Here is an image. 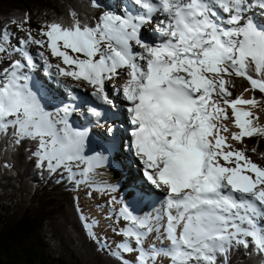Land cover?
I'll use <instances>...</instances> for the list:
<instances>
[{"label": "snow or ice", "instance_id": "1", "mask_svg": "<svg viewBox=\"0 0 264 264\" xmlns=\"http://www.w3.org/2000/svg\"><path fill=\"white\" fill-rule=\"evenodd\" d=\"M138 2L145 15L104 11L97 25L89 27L72 13L70 25L48 24L41 33L47 37V48L68 68L50 63L43 52L39 55L49 75L83 80L92 87L91 95L104 105L115 106L106 81L126 77L119 90L130 104V146L147 180L166 194V238L170 241L167 249L154 248L150 253L141 247L139 264H155L161 255L169 258L170 264H217V253L224 255L227 264L232 242L248 248L246 237H251L255 249L264 253V225L257 224L258 217L264 218V168L253 163L244 151L230 150L227 138L220 134L221 127L214 123L221 117L227 119V112L213 99L215 95L231 107L240 128L239 133L232 134L233 139L264 135V127L253 126V119L258 117L237 107H255L259 102L255 98L245 100L242 95L228 100L231 93L226 85L231 81L225 79L244 77L253 89L264 92V30L251 21L240 26L247 0ZM257 4L264 8V0H257ZM93 6L104 5L93 0ZM154 13L162 17L154 33L163 39L148 43L142 38L141 27ZM222 13L228 14V24L236 26L225 29L220 22ZM7 39L5 32L3 40ZM133 41L143 53L133 51ZM29 42L45 45L30 33L21 43ZM68 50L84 58L70 55ZM4 51L0 45V52ZM22 55L28 66H34L27 52L22 51ZM250 63L261 79L249 74ZM23 67L16 60L3 70L0 134L7 135L11 128L14 144L26 138L36 141L32 156L37 167L50 171L64 167L71 172L70 163L82 159L85 134L72 131L66 121L62 134L57 131L35 93L20 83L27 79L18 72ZM53 68L55 73L50 71ZM88 111L95 117L102 115L95 107ZM88 165L85 174L95 166L92 161ZM4 167L11 165L5 163ZM121 215L136 226L124 234L142 245L144 233L137 229L146 228L147 221L134 216L127 207ZM121 248L134 251L127 243Z\"/></svg>", "mask_w": 264, "mask_h": 264}, {"label": "trees", "instance_id": "2", "mask_svg": "<svg viewBox=\"0 0 264 264\" xmlns=\"http://www.w3.org/2000/svg\"><path fill=\"white\" fill-rule=\"evenodd\" d=\"M104 11L93 0H0V44L10 26L25 19L45 28L53 22L67 26L75 13L82 25L94 26ZM249 73L261 79L253 67ZM229 80L232 98L250 87L244 77ZM252 98L264 108V92L253 89ZM11 133L10 128L7 135L0 134V264H126L86 228L73 192L75 181L59 170L37 167L32 156L37 142L26 138L16 145ZM241 149L264 163V135L245 139ZM227 257V264H264V253L252 241L248 248L232 243ZM217 264H225L223 254L217 253Z\"/></svg>", "mask_w": 264, "mask_h": 264}, {"label": "rangeland", "instance_id": "3", "mask_svg": "<svg viewBox=\"0 0 264 264\" xmlns=\"http://www.w3.org/2000/svg\"><path fill=\"white\" fill-rule=\"evenodd\" d=\"M123 1H125L126 3H127V0H121V2L123 3V4H125V2H123ZM120 6L122 5V4H119ZM130 7H132L131 5H130ZM160 15V14H159ZM40 27H42V28H44L42 25H40V24H38V23H36V22H27V23H25V24H22V25H12V26H10L9 28H8V31L6 32L7 33V35H8V39H7V41H4V42H2V46L6 49V51H4V52H0V69H5V68H8L10 65H11V63L13 62V60H20V58H21V55H22V51L23 52H27V50L29 49L32 53H34V51L30 48V46L32 45V46H34L35 48H36V50L35 51H37L38 53L40 52H43L47 57H49L50 58V63H52V64H57V63H60L61 64V66L62 67H65V68H68L69 66H67V65H64L63 63H62V61H61V59H59L58 57H53L52 55H50L51 54V51L47 48V37H45V36H43L41 33H42V31H46L47 29L45 28L44 30H41V31H39L40 30ZM153 27L152 26H149V27H147V28H145V30H144V33H145V31H148V30H150V29H152ZM154 31V30H153ZM152 31V32H153ZM29 33L31 34V36L33 37V38H35V39H37V40H44L45 41V45L42 47L41 45H38V44H33V43H27V44H23V43H21V41L22 40H26L27 38H28V35H29ZM146 34V33H145ZM150 38H147V40H149ZM61 44H62V42H61ZM102 47H103V45H102ZM132 47H133V51L134 52H137L138 50L140 51L141 50V48L139 47V45H136L135 44V42L134 43H132ZM27 49V50H26ZM69 51V54L70 55H73V56H80V58L81 59H83L84 58V56L82 55V54H80V53H72L71 52V50H68ZM38 53H36V55H38ZM33 56V55H32ZM35 57V56H34ZM39 58V57H38ZM99 57H97V59H98ZM42 59V58H41ZM42 61V60H41ZM37 65H39V63H37ZM37 65H36V67H37ZM22 70H25V68H23ZM1 71V70H0ZM21 72V71H20ZM2 74H3V76H2V78L0 79V80H2V79H4V76L6 75V74H4L3 73V71H2ZM63 77H65V76H63ZM66 78H70V77H66ZM31 79L33 80V81H38L39 80V75L36 73V72H34V73H32V75H31ZM71 80H73L72 82H74L72 85H71V87L72 88H74V86H75V89H76V86H78L79 87V84L80 83H82V82H84L83 80H80V81H75V79H73L72 77L70 78ZM47 80V79H46ZM120 79H117V81H119ZM57 81H64V80H62V79H59V80H57ZM38 82H40V81H38ZM79 82V83H78ZM21 83V82H20ZM21 84H24V83H21ZM42 85H43V87L45 88V89H48L49 88V86H48V84L46 83V82H42ZM66 85V82H65V84H64V86ZM60 87H61V94H64L63 93V90H62V88H65V87H63L62 85H60ZM71 88V89H72ZM249 89L250 90H247V91H245L244 93H242L241 95H243V94H245V93H247L248 95H249V98H248V100H250V99H253L252 98V93H253V88H252V86L250 85V87H249ZM66 90H67V88H66ZM230 90H231V88H230ZM46 92H45V94H47L48 96H50L51 95V92H49L48 90H45ZM33 93H35V95H36V97H37V99H38V97L41 95L39 92L37 93L35 90H33L32 91ZM240 95V96H241ZM215 96V95H214ZM213 96V99H215V100H218L219 101V103H220V100H222V99H220L219 97H214ZM239 96V97H240ZM43 108H44V110L47 112V113H49L50 114V117H51V119H52V121H53V123H54V126H55V128L57 129V131H59V129H61L62 130V124L61 123H59V121H54V117L55 118H57L58 116H59V110H57V109H55V110H53L51 107H48V106H43ZM241 108V107H240ZM250 110V112L253 114V117H258V119H253V125L256 127L257 125V127H264V108H261L259 105H257V106H255V107H253L252 105H248V108H247V110ZM228 113V115H232V113H231V109L229 108V111L227 112ZM233 116H231L230 117V119H229V116H228V118L226 119V123H225V127L227 128V127H229L230 126V128H231V124L234 122V120H235V117H233ZM250 119H252V117H250ZM228 120V121H227ZM229 128V129H230ZM228 129V130H229ZM226 133V132H225ZM252 137V136H251ZM247 138H250V137H248V136H244V137H242L240 140H236V139H233V138H231L232 139V141L230 142L229 141V145L231 146V149L230 150H241V146H242V144H241V142L242 141H244L245 139H247ZM83 149V148H82ZM87 154H88V151H87ZM87 154L85 155V159L87 160V163H88V158H87ZM245 156L246 157H248L253 163H255V164H257L258 166H260L261 168H264V163L262 162V158L261 157H259V156H255V154L253 153V152H247L246 154H245ZM83 158H84V155H83V157H82V159L81 160H78V161H74V162H81L82 160H83ZM241 163H243V161H241ZM232 166H234V165H232ZM102 167V166H101ZM105 168V167H104ZM110 168H111V166H110ZM111 170H112V168H111ZM120 172L122 171L121 169H118ZM91 171V170H90ZM71 172L73 173V175H74V177L75 178H80L81 177V179H82V181L81 182H79V187H78V189L76 190V193H77V195H78V204H79V206H80V208H81V211H82V214H83V216H84V218H85V221H87L88 222V224H89V228H91V229H93V231H94V234L97 236V238L99 239V240H101V241H103V243L105 244V246H107L109 249H111V250H116L118 253H119V255H121V256H123V257H125V258H127L128 259V262H130L131 264H135L137 261H138V259H137V257H138V255H137V253L136 252H134V251H132V252H127V253H124L120 248H119V243H117V242H114V243H111L109 240V235L108 234H104L103 233V230H101V231H99L98 230V228H95L94 226H93V224H92V221H93V219L91 218V214H90V212L88 211V210H85V208H84V206H83V200H84V198L86 197V195L87 194H90L91 193V191L90 190H94V189H99V187L96 185V183H94V180H95V177H93L92 175V178L94 179V180H92V178L91 177H89L88 179H87V177H88V174H85V173H81V174H78V171H76V168H72L71 167ZM94 173V172H93ZM119 173V172H118ZM100 174V177H102V178H104V176H102L101 174L102 173H99ZM247 174H249V175H253L254 176V174L253 173H247ZM89 175H90V173H89ZM120 182V181H119ZM118 183V182H117ZM117 183H112V185L111 184H106L107 185V188L109 189V191H110V189L112 190V191H116V190H120V192L121 193H123V187L120 185V186H118V187H115V188H110L111 186H113V185H116ZM122 183H124V184H126V186H127V188H126V190L128 191V190H130V186H131V183L129 182V181H127V179H125L124 181H122ZM92 195H93V193H92ZM91 195V196H92ZM114 197V196H113ZM142 197V196H141ZM157 202L158 201H154V202H152V203H155V204H157ZM148 203H149V201H148ZM150 204V203H149ZM147 204L145 205V207L147 208ZM143 209H144V205L140 208V211H143ZM154 212V210H152L149 214H152ZM142 213V212H141ZM140 213V214H141ZM142 215V214H141ZM140 215V216H141ZM111 216V215H110ZM148 218V214L147 215H145V219H147ZM112 221L115 223V224H117L118 222H117V217L116 216H113L112 217ZM120 223V222H119ZM118 223V224H119ZM148 224V223H147ZM259 225H264V221L261 223V224H259ZM144 237V236H143ZM246 239H248V238H246ZM119 242H121V239H120V241ZM121 244V243H120ZM133 244H136V243H133ZM121 245H123V244H121ZM132 247V246H131ZM135 248V247H134ZM144 251L145 252H147V250L146 249H144ZM162 256V255H161ZM168 262V261H167ZM167 262H165V261H163L161 258H160V256L156 259V261H155V264H170V262L169 263H167ZM129 263V264H130Z\"/></svg>", "mask_w": 264, "mask_h": 264}, {"label": "bare ground", "instance_id": "4", "mask_svg": "<svg viewBox=\"0 0 264 264\" xmlns=\"http://www.w3.org/2000/svg\"><path fill=\"white\" fill-rule=\"evenodd\" d=\"M131 6L132 7L129 6L130 10H137L135 5L132 4ZM155 16L159 17L161 15H159V13H156ZM149 35H150V33H148V34L144 33V36L146 39L150 38ZM131 43H134V41ZM30 48L33 51L36 50V48L32 45L30 46ZM137 52L143 53V49H141L140 51L138 50ZM35 59L37 60V63H39V65L42 63L40 58L35 57ZM54 69L55 68L51 69V71H53V73H55ZM18 72H19V74H21L20 70H18ZM54 78H55V80H59V79L64 80V81H58V83H59V85H62L63 87L67 88V90H74L75 92H78V86H76V89H75V86H74V88L71 87V85L74 83V82H72L73 80L70 79L71 77L68 79V78L63 77V76L54 75ZM25 80H27V79H25ZM20 82L24 83V82H22V80ZM65 82H66V85L64 86ZM47 84L49 85L50 83H47ZM114 86L120 87L121 81L116 80ZM90 89H92V87H90ZM242 98L245 100H248L249 95L247 93H245L242 95ZM237 107L241 110H244V111H250L249 109L247 110L248 105L241 104V105H237ZM227 108L231 109V107L228 105H227ZM227 108H225L226 112L229 111V110H227ZM231 113H232V115L231 114L228 115V113H227V116H229V119L231 116L235 117L232 109H231ZM221 120H222L223 124L225 125L226 119H224L222 117ZM217 122H219V120L214 121V123H217ZM229 128H230V126L227 127L226 133H224L223 131L220 132L221 135H223L227 138V144L228 145L230 144L229 141L230 142L232 141V139H231L232 134L240 132V128L236 126L235 120L231 124V128L230 129ZM226 150H229V149H226ZM106 153H108V150H105V154ZM95 156H96L95 154L89 153V151H88V154H87L88 161L93 162V160L91 158L95 157ZM104 167L105 166H102V167L96 166V167H93L91 169L89 176L91 178H92V176L95 177V180L93 178H92V180H94V183H96V185L99 187V189L90 190L91 193L87 194L83 200V206H84L85 210H88L90 212L91 218L93 219V221H92L93 226L95 228H98L99 231L103 230V233L105 235L108 234L109 239H110L109 241L111 243H114V242L119 243V241L121 239V242H120L121 244L124 245L125 243H127L130 246H132V248H134L137 245L136 240H135V238H130V237H127L126 235L122 234L123 233V227L125 225H123V222H122L120 216L118 215V211H117L119 205H121L123 202V201H118L117 199H119L120 196H123V199H125V201H128L132 197V193L129 190L128 191L126 190L123 193H121L120 190L119 191L118 190L112 191L110 189V191H109L106 184L112 185V183L115 184V183L119 182L121 180L123 171L120 172L118 169H114L112 167H111L112 168V170H111L110 166H107L105 168ZM99 173H102L101 174L102 176L105 175L104 178L100 177ZM92 193H93V195H92ZM140 198L141 199L138 200L136 207L139 206L141 208L144 205L143 211L146 209V207H145L146 204L149 205L150 202L157 201V200H150V199L144 201L142 199L143 197H140ZM148 201H149V203H148ZM126 204H127V202H126ZM152 210H154V212L152 214H148V224H147L148 226L146 228L137 229V230L144 233V237H143V244L139 245L136 250L134 249V252H136V253L139 252L141 247H143V249H146L147 252L150 253L151 252V247H150L151 243L158 245L161 249H166L165 247H163V245L165 244V239H164V235H163V227H164L165 219H164L163 211H162V203L157 202V204H154V206L152 207ZM143 211L139 210V216L143 213ZM113 216L117 217V222L118 223L120 222L119 224L118 223L115 224L112 221ZM127 224L130 225L131 228H134L133 224H130V223H127ZM133 243H136V244H133ZM160 258L166 262L170 261L169 258H167L163 255L160 256Z\"/></svg>", "mask_w": 264, "mask_h": 264}]
</instances>
